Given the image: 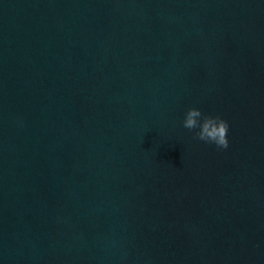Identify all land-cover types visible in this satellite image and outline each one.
<instances>
[{"label": "water", "instance_id": "water-1", "mask_svg": "<svg viewBox=\"0 0 264 264\" xmlns=\"http://www.w3.org/2000/svg\"><path fill=\"white\" fill-rule=\"evenodd\" d=\"M0 264H264V0H0Z\"/></svg>", "mask_w": 264, "mask_h": 264}, {"label": "clouds", "instance_id": "clouds-1", "mask_svg": "<svg viewBox=\"0 0 264 264\" xmlns=\"http://www.w3.org/2000/svg\"><path fill=\"white\" fill-rule=\"evenodd\" d=\"M182 125L193 132L195 139L215 144L219 149H227L229 146V124L220 115L205 114L198 107H189L184 113Z\"/></svg>", "mask_w": 264, "mask_h": 264}]
</instances>
